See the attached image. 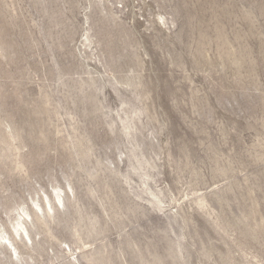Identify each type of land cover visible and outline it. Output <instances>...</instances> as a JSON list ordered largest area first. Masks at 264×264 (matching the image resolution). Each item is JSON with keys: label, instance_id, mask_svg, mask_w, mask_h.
<instances>
[{"label": "rangeland", "instance_id": "rangeland-1", "mask_svg": "<svg viewBox=\"0 0 264 264\" xmlns=\"http://www.w3.org/2000/svg\"><path fill=\"white\" fill-rule=\"evenodd\" d=\"M0 264H264V0H0Z\"/></svg>", "mask_w": 264, "mask_h": 264}, {"label": "bare ground", "instance_id": "bare-ground-1", "mask_svg": "<svg viewBox=\"0 0 264 264\" xmlns=\"http://www.w3.org/2000/svg\"><path fill=\"white\" fill-rule=\"evenodd\" d=\"M57 197H58V196H57ZM58 200H59L58 202L61 203L62 200H60V197H58Z\"/></svg>", "mask_w": 264, "mask_h": 264}]
</instances>
